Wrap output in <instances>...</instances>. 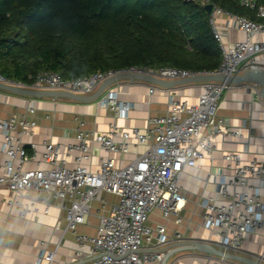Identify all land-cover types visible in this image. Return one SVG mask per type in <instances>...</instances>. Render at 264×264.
I'll list each match as a JSON object with an SVG mask.
<instances>
[{
	"label": "built area",
	"instance_id": "2783aa9c",
	"mask_svg": "<svg viewBox=\"0 0 264 264\" xmlns=\"http://www.w3.org/2000/svg\"><path fill=\"white\" fill-rule=\"evenodd\" d=\"M257 11L253 20L212 4L209 23L218 41L222 62L212 73L236 75L262 69L257 57L264 55V5L255 0H242ZM224 17L223 23L219 20ZM224 26H223V25ZM236 28L244 39L228 43L223 29ZM208 72H193L176 67L149 68L130 66L123 69L98 71L77 79H64L58 72L45 70L31 84L6 78L0 83L34 90L66 91L89 95L105 80L122 74L152 75L177 80ZM196 102L176 99L170 95L168 110L147 119V126L121 127L110 125L106 132L86 127L77 117L76 140L65 145L66 154L73 155L75 166L63 158L62 144L46 138L43 159L47 169H27L37 153L36 143L23 141L38 126L37 109L12 114L0 121L2 150L7 156L0 173V188L6 187L13 196L9 207L19 218L49 215L53 208L64 213L58 221L66 222L64 234L70 233L76 248L66 264H164L170 250L163 248L174 241L186 240L170 222L183 221L186 203L181 180L199 161L212 156L217 140L243 137L241 128H234L219 117L218 109L224 89L231 84L204 82ZM156 86H151L152 93ZM117 118L130 117L133 105L120 100L119 90L108 88L97 100ZM107 155L102 157L99 151ZM29 151H32L30 153ZM99 157L98 169L84 164ZM226 173L219 181L220 198L202 197L203 209L198 228L212 232L215 243L240 250L250 233L264 227V158L246 160L236 151L223 154ZM232 189V190H230ZM101 193L119 196L110 204ZM101 200L96 216L95 234L80 233L78 226H91L94 204ZM59 244L46 255L53 262Z\"/></svg>",
	"mask_w": 264,
	"mask_h": 264
},
{
	"label": "crops",
	"instance_id": "0c3cea01",
	"mask_svg": "<svg viewBox=\"0 0 264 264\" xmlns=\"http://www.w3.org/2000/svg\"><path fill=\"white\" fill-rule=\"evenodd\" d=\"M219 20L223 23L225 18L220 17ZM223 36L228 43L246 37L243 31L226 27L223 29ZM257 60L264 66V55L258 56ZM152 85L141 80L122 79L109 87L119 90L120 100L132 103L133 108L127 119L117 118L110 109L98 106L97 101L81 103L66 98L30 97L0 88V121L9 118L14 113L22 115L29 107L36 108L38 126L34 134L25 136L23 141L36 143L37 153L26 168H49L43 159L42 141L46 138L62 144L63 158L69 167H74L76 164L74 156L66 154L65 145L76 140L77 117L86 122V127L95 128L100 132L108 131L113 123L121 127L145 128L149 116L168 110L170 95H175L179 100L196 102L198 95L203 91L204 84L194 83L172 89L153 85L156 88L151 93ZM260 90V86L255 83L231 84L224 89L220 98L218 115L226 124L241 128L243 137L237 139L220 137L212 156H206L199 161L196 168L184 174L181 180L186 197V203L181 211L183 221L179 225H174L172 222L170 224L176 231L184 233L186 240L171 242L163 248L165 251L170 250L165 264H264V227L250 233L240 250L227 249L218 245L210 230L204 227L198 228L203 214V209L199 205L201 198L205 196L220 198L219 181L221 174L227 172L223 154L236 151L246 160L264 158V98ZM2 138L0 129V173L3 172V164L7 160L2 150ZM29 152L32 153V151ZM99 155L105 157L107 154L100 150ZM84 164L98 169L99 157H95L91 162L84 161ZM262 193L264 195V190ZM12 196L13 193L9 189L0 188V264H66L69 262L76 245L70 233L64 234L66 222L63 219L57 227L64 213L53 208L49 215L37 217L30 215L22 219L7 203ZM100 198L109 201L108 208L111 203L119 201V196L111 193H101ZM100 206L101 200L96 201L93 215L90 216V218H96L98 222L96 214ZM80 227L86 228L87 226ZM190 241L211 245L232 257H223L197 249L174 247V245ZM58 244L60 246L57 255L54 261L50 262L46 255L54 251Z\"/></svg>",
	"mask_w": 264,
	"mask_h": 264
},
{
	"label": "trees",
	"instance_id": "16d2710c",
	"mask_svg": "<svg viewBox=\"0 0 264 264\" xmlns=\"http://www.w3.org/2000/svg\"><path fill=\"white\" fill-rule=\"evenodd\" d=\"M204 0H0V73L77 79L130 66L216 71L222 53ZM253 20L242 0H209ZM264 5V0H255Z\"/></svg>",
	"mask_w": 264,
	"mask_h": 264
},
{
	"label": "water",
	"instance_id": "95a60500",
	"mask_svg": "<svg viewBox=\"0 0 264 264\" xmlns=\"http://www.w3.org/2000/svg\"><path fill=\"white\" fill-rule=\"evenodd\" d=\"M206 10L210 14L212 11V4L206 5ZM122 79L141 80L148 82L150 84L162 87V88H176L184 85H190L194 83H204V82H219V83H229V84H239V83H255L260 86V94L264 98V70L255 69L243 72L236 75H224L220 73H203L194 76H190L183 79L168 80L158 78L152 75H135V74H122L111 77L103 82L100 88L93 94L81 95L66 91H49V90H34V89H24L20 87L11 86L8 84L0 83V88L11 91L16 94L39 97V98H66L72 101H77L81 103H90L96 101L101 95L114 83ZM177 246V247H176ZM176 248L181 249H197L202 252L214 253L223 257H232L222 250H218L211 245L201 243L199 241H190L187 243H180L174 245ZM176 248L174 250H176ZM166 261L164 262V264Z\"/></svg>",
	"mask_w": 264,
	"mask_h": 264
},
{
	"label": "rangeland",
	"instance_id": "374dc122",
	"mask_svg": "<svg viewBox=\"0 0 264 264\" xmlns=\"http://www.w3.org/2000/svg\"><path fill=\"white\" fill-rule=\"evenodd\" d=\"M98 224V221L96 218L94 217H91L90 218V225L89 227H86V228H82L80 226H78L77 230L80 232V233H88V234H95V226H97ZM85 227V226H84Z\"/></svg>",
	"mask_w": 264,
	"mask_h": 264
}]
</instances>
